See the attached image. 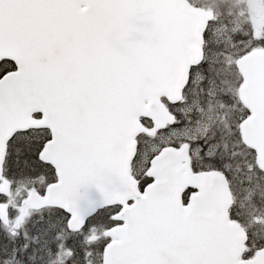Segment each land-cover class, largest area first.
Here are the masks:
<instances>
[{
    "label": "snow or ice",
    "instance_id": "1",
    "mask_svg": "<svg viewBox=\"0 0 264 264\" xmlns=\"http://www.w3.org/2000/svg\"><path fill=\"white\" fill-rule=\"evenodd\" d=\"M0 0V264H264V0Z\"/></svg>",
    "mask_w": 264,
    "mask_h": 264
},
{
    "label": "rangeland",
    "instance_id": "2",
    "mask_svg": "<svg viewBox=\"0 0 264 264\" xmlns=\"http://www.w3.org/2000/svg\"><path fill=\"white\" fill-rule=\"evenodd\" d=\"M209 6L216 8L219 7L224 11L239 13L241 8L248 11L250 0H207Z\"/></svg>",
    "mask_w": 264,
    "mask_h": 264
}]
</instances>
